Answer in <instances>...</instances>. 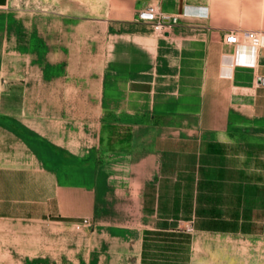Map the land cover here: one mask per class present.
Here are the masks:
<instances>
[{
  "label": "crops",
  "instance_id": "obj_1",
  "mask_svg": "<svg viewBox=\"0 0 264 264\" xmlns=\"http://www.w3.org/2000/svg\"><path fill=\"white\" fill-rule=\"evenodd\" d=\"M110 1L108 15L129 28L154 2L161 15L183 19L164 40L128 30L112 34L108 43L106 59L126 66L123 81L135 104H123L120 120L100 123L96 150L107 160L132 159L142 169L137 192L143 230L115 264H194L195 238L176 232L182 225H205L202 234L262 236L264 85L258 79L264 78V34L253 56L247 44L229 46L225 37L264 27V3L259 11L257 0H232L240 5L234 13L239 19L215 27L209 0ZM10 3L0 0V9ZM236 52L255 65L238 64ZM27 93L23 84L13 85L0 117L24 114ZM139 113L146 117L138 119ZM164 117L176 121L157 122ZM103 171L96 169L95 176ZM73 192L71 181L54 170L0 162L1 220H39L53 212L55 200L59 213L71 215L79 207Z\"/></svg>",
  "mask_w": 264,
  "mask_h": 264
},
{
  "label": "rangeland",
  "instance_id": "obj_2",
  "mask_svg": "<svg viewBox=\"0 0 264 264\" xmlns=\"http://www.w3.org/2000/svg\"><path fill=\"white\" fill-rule=\"evenodd\" d=\"M219 1L224 4L220 14ZM208 3L213 26L229 27L239 19L234 13L240 5L234 1ZM263 3L256 1L259 11ZM110 5V0H11L0 9V106L8 103L13 85L28 88L26 112L0 117V162L54 170L71 181L75 192L70 195L79 199L71 215L59 213L55 200L53 212L39 220L0 219V264H115L143 230L137 192L142 169L132 159L107 160L98 153L97 131L103 120H120L124 114L119 111L127 109L123 104H135L123 81L126 66L106 59L112 34L130 30L164 36L138 16L134 28L115 24L108 15ZM196 23L203 21L198 17ZM249 31L262 37L264 27L241 32L242 44ZM96 169L110 175L103 171L95 176ZM202 229L205 225L191 224L176 231L194 236V264H264V234L198 232Z\"/></svg>",
  "mask_w": 264,
  "mask_h": 264
},
{
  "label": "built area",
  "instance_id": "obj_3",
  "mask_svg": "<svg viewBox=\"0 0 264 264\" xmlns=\"http://www.w3.org/2000/svg\"><path fill=\"white\" fill-rule=\"evenodd\" d=\"M138 20L142 23L150 25L154 31L163 35L170 32V29L178 22L177 19L171 16L163 14L161 15L159 8L155 5L148 6L141 10L138 14ZM245 40V44H247L251 49L252 56L262 46V38L257 32H247ZM225 43L233 47H237L242 44L241 38L235 32H230L226 35ZM235 56L238 64H243L250 67L255 65L253 60L247 61L241 53L236 52ZM258 82L260 85H264V78H259Z\"/></svg>",
  "mask_w": 264,
  "mask_h": 264
},
{
  "label": "bare ground",
  "instance_id": "obj_4",
  "mask_svg": "<svg viewBox=\"0 0 264 264\" xmlns=\"http://www.w3.org/2000/svg\"><path fill=\"white\" fill-rule=\"evenodd\" d=\"M236 58V57H235Z\"/></svg>",
  "mask_w": 264,
  "mask_h": 264
}]
</instances>
